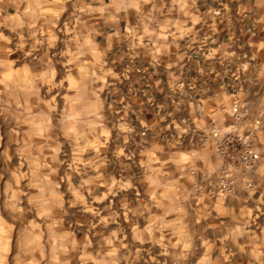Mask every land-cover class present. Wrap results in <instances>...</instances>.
I'll list each match as a JSON object with an SVG mask.
<instances>
[{"label":"rangeland","instance_id":"obj_1","mask_svg":"<svg viewBox=\"0 0 264 264\" xmlns=\"http://www.w3.org/2000/svg\"><path fill=\"white\" fill-rule=\"evenodd\" d=\"M56 30L0 21V264H264V163L256 194L212 196L176 135L146 171L107 99L118 64Z\"/></svg>","mask_w":264,"mask_h":264},{"label":"crops","instance_id":"obj_2","mask_svg":"<svg viewBox=\"0 0 264 264\" xmlns=\"http://www.w3.org/2000/svg\"><path fill=\"white\" fill-rule=\"evenodd\" d=\"M174 16L184 18L174 24ZM3 20L5 26L16 22L29 41L32 33L45 42L57 27H69L66 47L85 50V62L98 51L118 64L107 99L113 97L124 128L123 149L143 155L148 172L161 135L168 132L171 141L182 135V142L196 145L202 131L231 129V93L238 83L235 71H226L230 65L243 69L247 117L241 130L250 131L264 112V0H0ZM171 109L176 121L170 125ZM143 130L146 139L138 136ZM140 141L146 145L139 147ZM256 145L264 150V121ZM197 153L204 168L220 165L213 141Z\"/></svg>","mask_w":264,"mask_h":264},{"label":"built area","instance_id":"obj_3","mask_svg":"<svg viewBox=\"0 0 264 264\" xmlns=\"http://www.w3.org/2000/svg\"><path fill=\"white\" fill-rule=\"evenodd\" d=\"M231 69L235 71V80L238 83L231 93L229 107V116L233 121L231 129L222 132L219 128L214 127L208 132L202 131L196 144L197 147L203 148L209 140L213 141L220 165L213 170L191 171V175L197 180L196 188L200 189L206 186L212 196H231L239 191L254 192L261 177L260 167L264 163V150H260L256 145L257 132L264 121V112L259 113L250 131L241 130L247 117V105L241 98L244 82L243 69L232 64L226 68V71ZM174 103L176 107L180 106L179 101ZM195 112L201 113L199 105L195 106ZM166 116L170 120V125L173 124V121H176V110L167 111ZM180 120L184 124H189L190 121L187 118H180ZM167 133L159 137L160 143L163 145H167L171 141V137ZM138 136L140 139H146L147 130L141 131ZM180 136L182 137V135ZM143 145L146 144L140 141L139 147Z\"/></svg>","mask_w":264,"mask_h":264}]
</instances>
